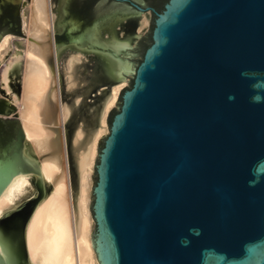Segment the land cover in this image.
I'll list each match as a JSON object with an SVG mask.
<instances>
[{"label": "water", "instance_id": "1", "mask_svg": "<svg viewBox=\"0 0 264 264\" xmlns=\"http://www.w3.org/2000/svg\"><path fill=\"white\" fill-rule=\"evenodd\" d=\"M55 9V52L88 50L98 84L110 81L101 52L129 75L94 167L99 264H264V0H67ZM141 10L146 42L125 51L97 40L100 24ZM14 147L22 166L21 141Z\"/></svg>", "mask_w": 264, "mask_h": 264}, {"label": "bare ground", "instance_id": "2", "mask_svg": "<svg viewBox=\"0 0 264 264\" xmlns=\"http://www.w3.org/2000/svg\"><path fill=\"white\" fill-rule=\"evenodd\" d=\"M55 1L26 2L22 11L26 41L21 50L11 51L9 35L0 38V85L5 93L11 94V74L18 72L11 98L14 109L4 106L0 112L17 121L23 137L21 167L12 155L17 143L0 151V254L5 264H99L91 239V174L97 143L107 132L106 115L125 80L119 78L115 59H102V70L110 81L95 91V97L107 94L90 111L80 107L81 99L72 106L61 99L56 80L60 51L55 52L56 30H52V22L58 21ZM147 24V17L142 16L135 34H141ZM124 27L123 42L129 44L131 24ZM9 48L12 53L3 61ZM80 59L70 55L66 62L68 90ZM99 76L97 70L89 74L88 90L100 81ZM72 114L80 121L73 123Z\"/></svg>", "mask_w": 264, "mask_h": 264}, {"label": "rangeland", "instance_id": "3", "mask_svg": "<svg viewBox=\"0 0 264 264\" xmlns=\"http://www.w3.org/2000/svg\"><path fill=\"white\" fill-rule=\"evenodd\" d=\"M26 2L28 3L29 0H24L23 3H22V6L20 7V23H21L20 32L15 33V34H11V35L10 34H5L6 36L9 35L10 38H11L10 41H12V42H11L10 46H12V47H10V48L12 50L9 48L7 50L8 52L5 53L4 56H2L3 61H6L7 59H9L8 55L10 56L11 53H12V52L10 53V50L13 51L15 48L17 49V50L15 49V51L21 50L19 48H22L23 47V43L26 41V33L23 31L24 30L23 29L24 25H23V19H22V11H23L24 7L27 5ZM63 3H67V0H57V1H55V3H54V11L56 12L55 8L57 6H59L60 4H63ZM133 13L117 16V17H114L112 19L113 21L110 20L111 22L108 21V23L104 22V23L100 24L101 26L98 28V40L99 39L103 40L104 44L106 45V47H109V49H111V50H115L120 44H123L125 46V48L127 47L126 51L132 50L134 48V46L136 45V43L139 41V39H141L142 37H143V42H146V31H149V23L147 24L146 29L141 34H135L136 33L135 29L137 28V24L140 22V18L142 16H145V17H147V20H148V15L145 12H141V13L138 12L137 16H136L135 12H133ZM55 15H57V14L55 13ZM126 20L135 21L132 24V26H131L132 36H134V37L131 38V42L129 44L123 42V34H124V28H125L124 25L126 24ZM56 22H58V21H56ZM107 25L108 26L110 25V27L108 28ZM111 30L114 33L113 36H111V34H110ZM57 32H58V30H56V33ZM108 40H109V42H108ZM0 42H1V39H0ZM75 52H76V54H75ZM69 53H71V54H69ZM67 54H68V57H66ZM105 54L101 53V55L104 56V57H102L103 59H106V57H112V54H110V53H105ZM70 55L71 56L79 55V57H81V59L75 65V68H74L75 70H74V73H73V77H74L73 87L70 90H68V85H67L68 76H67V74H65L66 73L65 72V65H66V62H67V60H68ZM109 55H111V56H109ZM91 57H92V53H90L88 51H78V50H72V49H63V50H60V52H59V55L57 57V65H56L57 66L56 67V75H57L56 80H57V83H58V90H59L61 99L63 101H65V102H67L71 106H72L71 103H73L74 100L81 99L79 101L80 102V107L85 108L87 111H90L91 108H93L95 106V104L99 100H101L104 95L107 94V91H104L100 96H96L95 99L88 98L85 95L86 92L89 91L88 90L89 88L87 87L88 84H89V81L87 80V78H88V75L91 74L90 73L91 72V64L93 62V61L91 62ZM112 61L114 62L115 60H112ZM2 68H3V63H0V72H1ZM121 76H123V80H125V82H123V87H122V88H124L125 85L128 83L129 75L124 76V75H121L119 73V78H121ZM103 84L104 83H101V84L97 83L96 86L98 85V88H99V87L103 86ZM9 85H10L9 89H11L10 91H12L11 94H10V92L5 93L3 91L1 85H0V107H4L5 106V107H8L9 109H14V105L12 104L11 98L13 99V96L15 95L13 91L16 90L17 85H18V72H13L11 74ZM86 88H87V90H86ZM97 89L95 91H97ZM84 91H85V93H84ZM83 95H85V96H83ZM76 96H77V98H76ZM118 107H119V94L117 96L116 103H115V105L112 108H118ZM0 114H1V112H0ZM71 119L73 120V123H74V121H78V122L80 121L78 119V116L76 117L73 114L71 116ZM13 121L16 124V127H15L16 128V133H17V131L20 133V129L18 128L17 121L16 120H13ZM105 121H106L107 132L105 133V135H103L99 139V142L97 143V146H96V155H95V159H94L93 172L91 174V182H92L91 183V188H92V186L94 185V183L96 181V174H95L94 167H95V164L97 163V154H98L100 148L102 147L103 139L105 138V136L108 133L109 111H108V113L106 115ZM18 137L20 138L21 134ZM17 149H18V147L16 148V152H14V155H17ZM92 198L93 197H92V193H91V189H90V197H89V212H90V215H91ZM93 232H94V222H92L91 234ZM8 262L9 261H6V264ZM4 264H5V261H4Z\"/></svg>", "mask_w": 264, "mask_h": 264}, {"label": "flooded vegetation", "instance_id": "4", "mask_svg": "<svg viewBox=\"0 0 264 264\" xmlns=\"http://www.w3.org/2000/svg\"><path fill=\"white\" fill-rule=\"evenodd\" d=\"M23 1L24 0H0V35H11L20 32V7ZM138 12L141 13L145 11L141 10L135 12L136 16ZM127 22L132 26L135 21L126 20V23ZM56 34L57 33H55L54 38H56ZM13 119L0 114V151L7 148L9 145L12 146L13 143L18 144V141H21V147L23 145V137L22 135L20 138L18 137L21 132L16 133V124Z\"/></svg>", "mask_w": 264, "mask_h": 264}]
</instances>
